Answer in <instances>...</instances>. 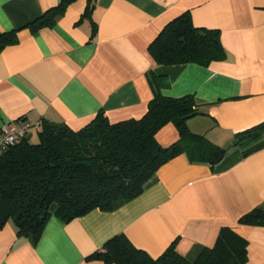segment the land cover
Returning <instances> with one entry per match:
<instances>
[{"label":"crops","instance_id":"obj_1","mask_svg":"<svg viewBox=\"0 0 264 264\" xmlns=\"http://www.w3.org/2000/svg\"><path fill=\"white\" fill-rule=\"evenodd\" d=\"M62 1L0 0V35L19 31L18 43L0 51V129L26 121L31 137L44 122L80 130L100 112L111 123L141 119L155 96L151 72L162 95L194 98L189 130L227 152L214 165L184 152L111 211L69 223L52 215L37 243L9 220L0 229V264H105L89 258L120 234L153 258L176 242L194 261L223 228L246 241L247 264H264V226L240 223L264 209V148L244 157L233 146L238 133L264 122V0H78L54 26L26 27ZM186 12L197 28L220 32L224 61L156 64L149 46ZM179 139L173 123L156 134L163 147Z\"/></svg>","mask_w":264,"mask_h":264},{"label":"trees","instance_id":"obj_2","mask_svg":"<svg viewBox=\"0 0 264 264\" xmlns=\"http://www.w3.org/2000/svg\"><path fill=\"white\" fill-rule=\"evenodd\" d=\"M76 1L63 0L26 27L37 32L54 26ZM90 11L88 5L85 15ZM18 32L0 35V51L18 43ZM149 53L159 66L208 67L226 59L220 32L197 28L188 12L162 30ZM150 82L155 96L141 119L111 123L100 112L80 130L44 122L37 143L28 136L1 156L0 229L13 220L20 237H31L37 243L52 215L69 223L95 209L111 211L116 201L139 197L161 167L186 151L195 162H220L226 149L210 144L187 126L198 114L194 98L162 95L158 77L151 72ZM169 123L176 125L180 139L163 147L156 134ZM233 146L239 147L244 157L262 150L264 122L238 133ZM240 223L264 226V209L243 216ZM89 260L105 264H247L248 255L246 241L232 229L223 228L215 246L206 247L194 261L177 252L176 242L153 258L124 234L111 238Z\"/></svg>","mask_w":264,"mask_h":264},{"label":"built area","instance_id":"obj_3","mask_svg":"<svg viewBox=\"0 0 264 264\" xmlns=\"http://www.w3.org/2000/svg\"><path fill=\"white\" fill-rule=\"evenodd\" d=\"M33 125L26 121L4 126L0 129V157L7 153L16 144L27 138Z\"/></svg>","mask_w":264,"mask_h":264},{"label":"rangeland","instance_id":"obj_4","mask_svg":"<svg viewBox=\"0 0 264 264\" xmlns=\"http://www.w3.org/2000/svg\"><path fill=\"white\" fill-rule=\"evenodd\" d=\"M30 139H31L32 142L37 143V141H38V134H37L36 131L35 132L34 131L32 132V136L30 137Z\"/></svg>","mask_w":264,"mask_h":264}]
</instances>
